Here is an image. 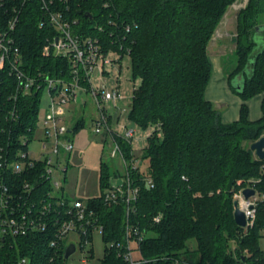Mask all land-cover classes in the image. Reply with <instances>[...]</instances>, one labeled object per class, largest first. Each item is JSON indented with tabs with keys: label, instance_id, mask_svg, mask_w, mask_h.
Here are the masks:
<instances>
[{
	"label": "trees",
	"instance_id": "trees-1",
	"mask_svg": "<svg viewBox=\"0 0 264 264\" xmlns=\"http://www.w3.org/2000/svg\"><path fill=\"white\" fill-rule=\"evenodd\" d=\"M235 1L53 0L55 7L68 8L66 16L74 33L99 37L105 49L128 50L133 78L139 79L129 118L149 132L141 159L146 169L139 166L130 173L139 195L129 219L146 234L139 255L158 258L150 264L190 259V239L197 242V264H264V201L259 203L255 223L246 233L234 219L236 191L249 186L264 193V159H258L244 144H252L264 134V98L262 116L256 120L249 118L247 103L264 93V42L258 46V38L264 39V0H248L237 14L235 65L228 81L242 99L239 118L223 122L220 110L206 98L212 77L208 46ZM14 3L10 0L8 9L0 7L1 29L15 13ZM43 17L45 9L39 0H29L22 9L13 31L15 46L22 54L21 69L30 76L42 73L69 81L70 58L42 52L57 33L50 21L41 25ZM128 24L131 29L127 31ZM8 62L0 69V130L7 132L2 138L28 127L35 129L44 92L43 86L28 94L19 92ZM239 74L244 76L242 88L233 82ZM83 125L82 116L71 131ZM114 138L131 157V140L121 135ZM116 175L102 162V194L87 200L99 215L107 245L125 239V201L103 200ZM159 214L160 220L155 221ZM49 237L45 233L7 236L0 241V264H20L22 258H28L29 264H60L65 256L51 259L54 250ZM107 245L97 264H128ZM91 252L93 257V249Z\"/></svg>",
	"mask_w": 264,
	"mask_h": 264
},
{
	"label": "built area",
	"instance_id": "built-area-1",
	"mask_svg": "<svg viewBox=\"0 0 264 264\" xmlns=\"http://www.w3.org/2000/svg\"><path fill=\"white\" fill-rule=\"evenodd\" d=\"M13 1V0H12ZM15 12L7 22L5 29L0 28V69L9 61L10 72L16 75L17 90L28 94L33 88L44 91L49 97L48 108L39 118L35 129L28 127L26 131L17 132L2 138L7 132L0 130V241L8 237L28 234L45 233L49 235V246L56 256H65L66 249L73 241L67 242L71 233L79 237L82 248L91 245L88 249L91 255L92 239L96 231L103 234V224L94 207L87 200L81 198H68L62 192V182L58 179L59 173L67 170L64 163V153H70L74 148L71 138V127L65 115L58 112V107H64L77 102L83 93L93 95L99 108V117L93 121L95 132L106 131L114 137L118 134L112 130L111 120L117 121L119 108L114 114L103 105L105 102H117L123 99L120 91L121 73H117L127 51L112 47L105 49L99 37L84 36L74 33L72 22L66 16L68 8L55 7L53 0H39L45 9V17L41 25L50 21L57 33L52 39H48L42 52L46 56H67L71 60V79H53L39 73L38 76H30L21 69L22 54L19 47L15 46L13 31L20 21L22 9L29 0H14ZM66 2V0H60ZM10 0H0V7L9 8ZM8 12V11H6ZM112 24H117L111 20ZM131 26L126 25V30ZM114 41V40H113ZM123 49V45H121ZM113 76L116 84L109 87L104 80V75ZM135 88V87H134ZM17 118V116H16ZM121 136L131 140L135 129L123 126ZM119 135V134H118ZM12 144V145H11ZM32 144L37 145V150L32 149ZM16 145V147L14 146ZM14 149L15 154L12 155ZM115 153L123 156L125 172L119 173L110 180L103 193V200L112 203L122 199L126 203L127 223L124 241L110 242L107 247H114L119 256L128 264H150L158 258H145L139 255L140 242L145 233L137 225L130 222L129 216L134 209V202L139 195V189L131 178V170L137 169L138 159L134 156L128 160L116 143ZM122 179L119 184L118 180ZM147 184L151 180L147 179ZM243 187L234 193L235 200L244 210L247 224L241 226L245 233L255 223L257 207L264 201V193L256 190L255 195L246 199L243 195ZM161 214L154 217L159 221ZM76 248L77 244L75 243ZM135 252L138 258L134 256ZM87 264L86 260H83ZM176 264H197L194 260L183 258L176 259ZM20 264H29L28 258L20 259Z\"/></svg>",
	"mask_w": 264,
	"mask_h": 264
},
{
	"label": "rangeland",
	"instance_id": "rangeland-1",
	"mask_svg": "<svg viewBox=\"0 0 264 264\" xmlns=\"http://www.w3.org/2000/svg\"><path fill=\"white\" fill-rule=\"evenodd\" d=\"M247 2L248 0H236L228 8L223 20L216 29L214 36L208 46V53L211 56L217 52L215 40L213 39L222 38V41L225 40L224 45L226 46L227 52L218 54L221 57L226 77L229 71H231L235 65L234 53L236 50V43L234 42V39L236 35L237 14L238 11L247 4ZM230 19L231 22H229ZM226 22H229L228 27L225 25ZM230 31L232 32L230 36H228L227 34L230 33ZM263 42L264 39L259 37L258 46ZM116 72L121 73L120 91L124 97L117 102H105L103 105L112 114H114L119 108L117 121L113 122V120H111V127L114 132L122 135L124 131L123 126L135 129V134L131 141V157H127V155H125V157L130 160L134 156V158L138 159L136 164L140 166L142 170H145L146 163H141V159L144 147L146 146L147 133L149 131L142 129L129 118V105L132 100L134 86L137 81H139V79L137 80L133 78V68L129 55H125L123 57L122 62L118 65ZM113 73H115L114 69L110 71L109 75H104V80L109 87H113L116 84V78L113 76ZM216 78L217 74L214 73L210 83L211 88L215 90H217L216 84L221 87V84L217 82ZM241 78L242 77H239V79ZM224 96L225 99L223 102L230 104L229 118L232 116H237L240 107L239 100H241V97L235 94L233 91H230L227 94L224 93ZM256 101V98L253 99L252 104L255 105ZM48 102L49 97L44 91L42 95V105L40 111L41 118L48 108ZM76 104H79L81 107H83L81 109V114L84 117V125L78 131L71 133L74 148L70 153L63 154V157L65 158L64 163L67 164L68 168L66 171L59 173L58 179L62 182L61 190L66 197L71 199L82 198L88 200L89 198L97 197L102 194L100 177L101 163H106L111 168V170L117 174L125 172V163L123 156L120 153L114 152L117 143L115 138L106 131H102L101 133L95 132L93 121L99 117L100 113L92 94L83 93L81 96H79L77 102L71 103L64 107H58L57 110L59 113L65 115L68 125L73 126L75 121H71L70 119L73 115V110ZM215 106H217V104H215ZM217 108L222 113L224 105H219ZM254 110H256V107H252V113ZM79 117H77V113L74 115V118H76L75 120L79 119ZM244 144L251 147V143L249 142H244ZM31 147L36 151L38 146L32 144ZM69 241L75 242L77 244V248L68 258L64 257L60 264H84L83 260H86L87 264H97L105 254L107 244H105L102 234L98 231L94 233L92 239V247L94 252L93 257L91 255L89 256L88 254V249L91 245H87V247L82 248L78 243L79 237L75 233H71L69 235L67 242ZM261 247L264 250V238L261 239ZM187 248L190 250V259L195 260L197 256L196 240H188ZM134 256L138 258V254L136 252Z\"/></svg>",
	"mask_w": 264,
	"mask_h": 264
},
{
	"label": "crops",
	"instance_id": "crops-1",
	"mask_svg": "<svg viewBox=\"0 0 264 264\" xmlns=\"http://www.w3.org/2000/svg\"><path fill=\"white\" fill-rule=\"evenodd\" d=\"M229 22H231V19L229 20ZM229 22H226L225 25L226 27H228V23ZM224 30V29H223ZM233 31V30H232ZM228 33L227 35L230 36L231 32ZM223 34V33H222ZM234 34V33H233ZM227 36V37H228ZM215 40V46L217 47V52L214 53L213 55H209L210 56V60L212 62V77H213V74H217V82H219L221 84V87L219 85L216 84V89H213L211 88V79L209 81V84L207 86V89H206V98L210 101H212L214 104H217V106L219 105H224V109L222 110V113H221V118L223 120V122H231V121H234V120H237L240 116V107H241V104H242V99L239 100V103H240V107H239V112L237 114V116H232L231 118H229V110H230V104H226L225 102H223V100L225 99V96H224V93L227 94L228 92H232L231 88H230V85H229V81H228V74H227V77L225 76V72H224V68H223V65H222V60H221V57L219 56L218 53H226L227 52V49H226V46L224 45V41H222V38L221 39H213ZM224 46V48H223ZM221 88V89H220ZM257 99L255 105L252 104V100L253 99ZM264 98V93H260V94H257L255 96H253L252 98H250L247 103H248V106H249V118L251 120H256L258 118H260L262 116V100ZM228 99V98H226ZM226 101V100H225ZM216 106V107H217ZM252 107H256V110H254V112L252 113ZM83 107H81V105L79 104H76L74 110H73V115L71 117V121H76L74 118V115L77 113V117L81 116L82 117V114H81V109ZM79 117V119L81 118Z\"/></svg>",
	"mask_w": 264,
	"mask_h": 264
},
{
	"label": "water",
	"instance_id": "water-1",
	"mask_svg": "<svg viewBox=\"0 0 264 264\" xmlns=\"http://www.w3.org/2000/svg\"><path fill=\"white\" fill-rule=\"evenodd\" d=\"M239 77H242V78L239 79ZM233 82L238 88H242L243 83H244L243 74L237 75L234 78ZM251 149L254 151L258 159H261V160L264 159V135H262L258 140L254 141L251 144ZM121 182H122V179H119L118 183L120 184ZM242 193L244 197L248 199L251 196L255 195L256 190L254 188H245ZM234 219L236 223L240 226H245L247 224L245 212L243 209L240 208L237 200H234ZM75 250H76L75 243H71L66 249L65 257L68 258Z\"/></svg>",
	"mask_w": 264,
	"mask_h": 264
}]
</instances>
